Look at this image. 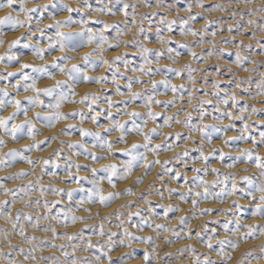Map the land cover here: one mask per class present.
Instances as JSON below:
<instances>
[{
	"label": "clouds",
	"instance_id": "1",
	"mask_svg": "<svg viewBox=\"0 0 264 264\" xmlns=\"http://www.w3.org/2000/svg\"><path fill=\"white\" fill-rule=\"evenodd\" d=\"M0 264H264V0H0Z\"/></svg>",
	"mask_w": 264,
	"mask_h": 264
}]
</instances>
